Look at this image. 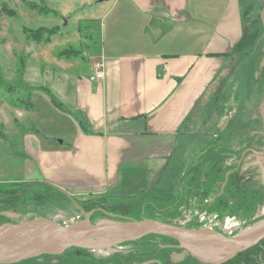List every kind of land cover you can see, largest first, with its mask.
I'll return each mask as SVG.
<instances>
[{
  "label": "rangeland",
  "instance_id": "obj_1",
  "mask_svg": "<svg viewBox=\"0 0 264 264\" xmlns=\"http://www.w3.org/2000/svg\"><path fill=\"white\" fill-rule=\"evenodd\" d=\"M111 1L0 0V132L3 135L0 137L1 187L8 186V182L20 180L32 167L34 174L42 175L37 153L47 151L50 144L58 147L57 142L66 138L64 134L68 126L72 125L69 118H75L72 110L73 86L78 76L86 74L90 62L99 53V22ZM243 4L244 10L253 11L246 20L247 29L253 31L262 27L263 33L259 17L264 0H244ZM41 8L49 12L43 14L39 12ZM45 27H55L57 31L49 41L36 42L25 32L26 28L33 32ZM259 37L255 43L258 46L254 45L249 53L233 54L228 60V74L219 77L220 80L216 79L204 99L198 101V110L194 113L196 117L182 127L193 129L195 133L180 135L176 139L177 146L169 162V165L176 163L174 169L169 166L164 173L162 165H157L159 167L154 168L153 173H149L151 175H141L146 176L147 187L127 200L126 197L107 199L109 193L118 191L116 187L98 193H69L76 200L93 198L98 202L101 213L106 211L133 217H155L189 228L211 227L226 235L235 234L248 224L253 225L262 219L264 197L261 194L251 195L247 198L249 205L242 204V207L232 210L237 213H230L229 207L221 209V206L213 205L204 208L207 201H211L213 195L219 192V185L211 190L212 196L209 193L208 196L202 195L200 191L196 193L198 189L195 187L198 185L201 189L202 179L209 180L208 175L195 174L203 164L202 174L210 172L208 151L215 149L224 152V155H219L216 166L211 168V172H219L214 176L221 183L223 172L234 163L233 154L238 156L246 145L254 143L257 136L255 132L264 127V67H260L263 47ZM66 49L71 55L61 56L60 51ZM73 52L77 53L76 56L72 55ZM41 86L48 87V90ZM52 98L60 102L63 110L53 104ZM59 134H63V137H57ZM259 134L264 138L263 132ZM202 148L203 154L197 159L193 158L196 159L194 164L186 168L190 175H175L180 166L190 163L191 158L196 157ZM180 153L181 159L178 161ZM162 170L164 175H161ZM34 182L41 184V181L18 184L19 189L25 188L28 196L25 200L16 201L7 210L18 214L17 218L6 216L5 211L0 212V228L5 223L25 226L24 222L37 217L51 218L61 224L78 219L79 209L72 202H67L68 199L54 189L38 183L32 184ZM44 183L55 185L47 181ZM240 185L250 189L245 182ZM3 197L0 195V198ZM111 203L112 207H108ZM231 203L239 206V201ZM221 210L223 216L219 213ZM97 212L100 211L93 213L95 221L103 218ZM242 213L246 217H242ZM0 230V233L3 232ZM149 240L152 243L159 241L154 238ZM111 251L106 249L97 252L106 254ZM151 262L148 264H153ZM258 262L264 264V247Z\"/></svg>",
  "mask_w": 264,
  "mask_h": 264
},
{
  "label": "crops",
  "instance_id": "obj_2",
  "mask_svg": "<svg viewBox=\"0 0 264 264\" xmlns=\"http://www.w3.org/2000/svg\"><path fill=\"white\" fill-rule=\"evenodd\" d=\"M243 1L112 0L99 22L97 62L73 86L66 138L37 153L42 175L32 167L8 183L47 181L79 195L117 187L138 169H174L176 139L195 133L182 127L198 101L228 74L233 54L249 53L239 45L253 14ZM96 64L102 77L91 79ZM204 148L175 175H190Z\"/></svg>",
  "mask_w": 264,
  "mask_h": 264
},
{
  "label": "water",
  "instance_id": "obj_3",
  "mask_svg": "<svg viewBox=\"0 0 264 264\" xmlns=\"http://www.w3.org/2000/svg\"><path fill=\"white\" fill-rule=\"evenodd\" d=\"M101 1L104 0H97V2ZM260 20L263 26L262 35H264V7L260 13ZM260 65L264 66V55ZM243 170L244 166H241L239 174ZM231 172L232 170L225 172L219 192L213 195L212 199L222 193ZM259 173L261 175L258 176L264 177V169ZM47 185L63 194L85 217L65 224L47 217H37L29 222H24L25 226L5 223L0 228L3 230L0 233V264H13L44 254L58 255L70 247L91 251L111 249L115 245L138 240L149 234L165 236L177 241L176 244H159V247L162 248L183 249L181 252L172 253L171 258L175 261H180L187 253H190L202 264H222L264 239V217L255 223L254 229L244 231L249 227L247 226L232 235H226L211 227L189 228L153 218L122 217L125 218L124 220L104 218L92 222L90 220L91 212H85L66 189L51 184ZM5 215L13 219L18 217V214L9 211H6ZM190 248L208 249L211 253L203 257L193 253ZM213 255H216L214 260L210 258Z\"/></svg>",
  "mask_w": 264,
  "mask_h": 264
},
{
  "label": "trees",
  "instance_id": "obj_4",
  "mask_svg": "<svg viewBox=\"0 0 264 264\" xmlns=\"http://www.w3.org/2000/svg\"><path fill=\"white\" fill-rule=\"evenodd\" d=\"M29 4L33 8H36L31 3H29ZM5 9H7V8H5ZM9 12L12 14V11H9ZM39 12L44 14V13L49 12V10L41 8V9H39ZM259 21L261 22L260 19H259ZM28 30H29V32H28ZM261 30H262V27L257 28L253 31H250L247 29L245 31L243 37L239 41V45L241 47H243V49H247L246 51H248V52L252 51L254 49V45L256 43V40L258 39V37L261 34ZM25 32L28 34V37L32 38L36 42H40L41 40L42 41H49L51 36H54L57 31H56L55 27L54 28H46L45 27V28L37 29L33 32L30 29L26 28ZM75 53L73 52L72 55H75ZM60 55L65 56V57H69L71 54H70V51L68 49H66V50H61ZM42 88H45L48 90V87H42ZM8 91H12V89H9ZM52 102L56 107L63 109L60 102H57L54 98H52ZM0 137H3L1 132H0ZM208 152H210L209 156H208V159L210 160V161L208 160L209 161L208 165L210 164L209 165L210 172L202 174V172L204 171V170H202V167H203V165L205 166V164H203V165H200V167H198L199 171H197L195 173L196 175H198V173H200V175H208L209 176L208 181L202 179V183L200 184L201 189H199L198 185H195L196 189H198L196 191V193H198V191H200L201 194L205 195V196H208V193L210 194L211 190L212 191L214 190V187H216L217 185L220 186V182H218V180H215V176H214V175H217L219 172H214L216 170H212V172H211V168L215 167L217 164L216 162L218 161L220 156L224 155V152L216 151L215 149H213L212 151H208ZM211 157H212V159H211ZM204 160L205 161L207 160L206 157ZM211 162L213 164H211ZM224 173H225V171L223 172V174ZM195 174H192V175H195ZM141 175H148V174L145 170L138 169L136 172L131 173L129 175H122V178L120 179V182L118 183V186L116 187V189L118 191L114 194L109 193V196H108L109 198H107V199L116 200L117 199L116 197H119L120 199L125 198V197H131V196L137 194L138 192H140L141 190H143L145 187H147L148 181L146 180L147 179L146 176L143 177ZM213 179H214V181H213ZM35 183H38V182H34L32 184H35ZM38 184L52 188L51 186L45 184L44 182H41V184L40 183H38ZM19 188L20 187L18 186L17 183L9 184L6 187L0 186V189H1L0 195L4 196L3 198H0V212L1 211L6 212L7 210H9L11 208L12 205L15 204L16 201H18L20 199L24 198V200H25V198L28 196L27 191L25 190V188H21V189H19ZM55 191L60 193L57 190H55ZM255 194H261V196L264 197L263 191H257V190H255L254 187H250V189H246L243 187V185H240V181L238 178L235 177V175H229L227 183L225 184L222 193L220 195L216 196L214 199L211 198V201H207V205H204V208H209L210 206L216 205L218 207L221 206L220 207L221 209L229 207L228 211L230 213H237L236 211H232V210H234L235 207H242L243 205L244 206L249 205V203L247 202V200H248L247 198H249L251 195H255ZM61 196L67 200V198L64 195L61 194ZM202 197L203 196H201L200 199L203 201ZM24 200H21V201H24ZM235 200L239 201V203H238L239 206H235L231 203V201L234 202ZM107 201H109V200H107ZM67 202L71 203V201H69V200H67ZM97 204H98V202H96V201L88 202L87 207L93 208V207H95L94 205H97ZM112 204L113 203H111V205L108 207H112ZM218 207H216V209H218ZM97 213H99V215L102 217L104 216V214H103L104 212L103 213L97 212ZM219 213L221 214V216L224 215L223 214L224 212L222 210ZM242 217H246L245 214L242 213ZM158 219L161 221H164V222L172 223V222L167 221V220H163L160 218H158ZM251 224H248L247 226H250ZM192 228H198V227H192ZM152 238H154V239L156 238L157 240H159L162 243H175V244L177 243V241H175L169 237L149 234V235L142 237L139 240L127 241V242L120 244V245H123V244H129L130 245V248L132 250L129 251V253L127 255L117 254V252H114L108 256H95V255L88 256L87 254H83V253H87V252H89V250L82 249V248H76V247H70V248L66 249L63 253L58 254V255H46V254H44V255H40L38 257L25 259V260H22V261L13 263V264H47V263H50V264H139L140 262H143V261H146L149 259H153V258L158 257V256L161 258V261L164 264H202V262L198 258H196L195 256H193L190 253H187L184 256V258H182L180 261L173 260L168 255V252L171 250H173V251H175V250L170 249V248L159 247V245L157 243H155V242L152 243V241L149 240ZM263 247H264V239H262L257 245L237 254L232 259H230V260H228L222 264H259L258 261L260 260L261 253L263 251ZM182 250H183L182 248H179V249H176V252H181ZM42 259H50V261H41Z\"/></svg>",
  "mask_w": 264,
  "mask_h": 264
},
{
  "label": "flooded vegetation",
  "instance_id": "obj_5",
  "mask_svg": "<svg viewBox=\"0 0 264 264\" xmlns=\"http://www.w3.org/2000/svg\"><path fill=\"white\" fill-rule=\"evenodd\" d=\"M260 36L261 37H259L260 38L259 42L262 41V46L261 47H263V55H264V35H262V33H261ZM255 46L257 47L258 45L256 44ZM263 55H262V57H263ZM260 67H264V66L260 65ZM261 118H262L261 121H263V116ZM262 132L264 134V127H262V129L260 131H256L255 132V133H257L256 134L257 136H255L256 137V141L254 143L246 145L240 151L238 156L235 153L233 154L234 155V157H233L234 163H233V165H231V167H229L228 170H232V172L229 173V175H235V177L239 179L240 183L241 182H245L250 187H254L255 190L264 192V177L258 176V175H261L259 173V171L264 169V138L261 137L262 134H259V133H262ZM241 166H244V170L242 171V173L239 174V170H240ZM224 175H225V173H224ZM238 175H240V177H237ZM117 198L120 199L119 197H117ZM127 199H128V197H126V200ZM77 202H78L80 207L85 212H91L90 220L92 222L98 221V220H96V221L94 220L95 218L93 216V213L95 211H100L101 212L100 206L97 205L96 208H90V209L87 207V203L88 202H94L93 198L92 199H86V200H84V199L83 200H77ZM96 209H99V210H96ZM104 212H105V213H103L104 216L101 219L110 218V219H115V220H124L125 218H122V217H128V218H133V219L153 218V219L159 220L158 218L149 217V216L148 217L147 216L146 217H133V216H127V215L121 214V213L118 214V213H114V212H106V211H104ZM78 213H79L78 214V219H83L85 217V215L82 214V212L80 210L78 211ZM78 219H75V220H78ZM157 244L159 245V244H162V243H160V241H158ZM164 244H175V243H164ZM111 249H112V251L110 253H106V254H102V253H99L97 251H91V250H89V252L83 253V254H87L88 256H93V255H95V256H108V255H111L114 252H117V254L127 255L129 253V251L132 250L130 248L129 244L115 245ZM170 249H174L175 250V251L171 250V251L168 252V255L171 257L172 253L176 252V249H179V248L173 247V248H170ZM158 257L153 258L152 262H151L150 259L148 261H143V262H147L146 264H148L149 262H151L153 264H164L161 261V258L160 257L158 258ZM140 263H142V262H140ZM47 264H50V263H47Z\"/></svg>",
  "mask_w": 264,
  "mask_h": 264
},
{
  "label": "bare ground",
  "instance_id": "obj_6",
  "mask_svg": "<svg viewBox=\"0 0 264 264\" xmlns=\"http://www.w3.org/2000/svg\"><path fill=\"white\" fill-rule=\"evenodd\" d=\"M255 225H256V224L251 225V226L245 228L244 231H250V230L254 229V228H255ZM190 250H191L193 253H196L197 255H201V256H203V257H205L206 254L209 255V254L211 253L208 249L190 248ZM208 257H209V256H208ZM214 257H216V255H213V256L210 257V258H214Z\"/></svg>",
  "mask_w": 264,
  "mask_h": 264
},
{
  "label": "built area",
  "instance_id": "obj_7",
  "mask_svg": "<svg viewBox=\"0 0 264 264\" xmlns=\"http://www.w3.org/2000/svg\"><path fill=\"white\" fill-rule=\"evenodd\" d=\"M102 77V69L100 67V64L95 65V72L91 76V79H100Z\"/></svg>",
  "mask_w": 264,
  "mask_h": 264
}]
</instances>
